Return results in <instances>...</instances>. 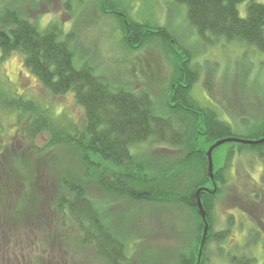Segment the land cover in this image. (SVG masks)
<instances>
[{"label":"rangeland","instance_id":"rangeland-1","mask_svg":"<svg viewBox=\"0 0 264 264\" xmlns=\"http://www.w3.org/2000/svg\"><path fill=\"white\" fill-rule=\"evenodd\" d=\"M100 1L0 0V8L15 9L40 29L50 24L57 26L73 50L76 67L87 62L95 75L106 76L114 87L123 83L133 91L145 89L157 102L167 96L177 56H181L179 52L184 48L197 73L191 94L200 105L213 108L233 127L234 133L243 131L241 119L252 123L263 117V53L222 39L202 41L188 26L185 6L172 0H114L123 9L119 14L124 11L138 22L165 26L174 37L172 48L154 39L138 48L133 44L132 49L122 42L118 16L110 13V8L106 9L108 14H103ZM249 1L264 3L245 0L238 5L241 16L245 15ZM83 124V110L71 93L52 95L23 67L19 54L7 59L0 56V138L12 141L16 151L30 143L33 149V154L26 153L21 158L30 160L31 172L15 168L33 182L26 199L21 194V183L17 182L16 197L22 200L18 204H49L58 182L64 178L82 185L102 212L104 224L127 237L124 264H173L179 255L194 252L197 246L191 234L194 223L187 211L172 204L134 203L103 191L98 178L124 173V167L102 162L92 155L89 166L83 164L82 152L69 138L81 131ZM204 148L206 152L209 145ZM237 148V143H224L212 152L215 171L224 166L228 151H233L223 172L225 184H217L220 194L214 200L212 230H224L229 224V214L234 223L222 242L207 244V264H230L228 259L232 255L264 264V186L259 185L262 163L255 153L238 152ZM131 150L135 162L158 186L166 175L175 176L179 172L177 181H164L163 185L167 190L185 191V181L191 180L192 169L187 172L178 165L184 158L182 152L149 143ZM93 163L99 165L98 169ZM183 176L188 177L184 180ZM46 207L31 215L32 222L17 231V236L24 235V240L27 237L24 246L32 252L33 264H107L96 255L93 245L81 243L78 228L65 215L61 217Z\"/></svg>","mask_w":264,"mask_h":264},{"label":"trees","instance_id":"trees-1","mask_svg":"<svg viewBox=\"0 0 264 264\" xmlns=\"http://www.w3.org/2000/svg\"><path fill=\"white\" fill-rule=\"evenodd\" d=\"M244 1L172 0L177 5L185 6L188 26L202 41L210 43L212 39H222L243 44L264 54V3L247 2L245 15L241 16L238 5ZM100 6L103 14H108L106 9L110 8V13L118 16L125 46L132 47L135 44L138 48L159 39L172 48L171 40L174 37L165 26L138 22L124 11L119 14L123 9H119V3L114 0H101ZM14 53L20 55L23 67L38 79L44 89L54 96L71 93L76 105L83 110L84 124L81 131H74L69 137L82 152L83 164L89 166V157L92 155L102 162L124 167V173L107 177L101 175L98 178L97 183L105 193L134 203L172 204L188 212L194 223L191 234L196 238L197 246L194 252L179 255L173 264H196L203 222L198 214L195 192L199 188L207 189L199 193L208 224L199 264H207V244L210 241L222 242L228 234L229 226L234 223L233 216L229 214V224L224 230H212L215 222L214 200L220 194L217 184H225L223 172L233 156V151H228L224 166L213 171V186L207 175L204 146L210 147L217 140L228 137L245 140L263 138L264 115L252 123L241 119L239 124L243 131L234 133L233 127L221 119L213 108L200 105L191 94L197 81V73L190 65V56L184 48L179 52L181 56H177L168 94L157 102L145 89L129 90L123 83L114 87L106 76L95 75L87 62L76 67L73 50L57 26L50 24L40 29L34 21L15 9L0 8V56L7 59ZM143 143L168 146L184 154L178 165L187 172L192 169L191 180L185 181V191L180 192L176 188L167 190L163 185L164 181H177L179 175L181 176L179 172L173 174L175 176L166 175L159 183L161 186H158L154 178H149L141 170L131 149ZM30 144L29 150L33 154ZM237 145L238 152L247 150L260 159L262 171L259 185L264 186V143ZM19 154L22 155L18 152L2 154L0 171L5 173L3 180L6 186L9 184L10 187H16L17 182L21 183V194L26 199L28 188L30 192L33 189V182H30L28 175L22 176L15 168L17 166L20 172L21 169L31 172L32 164H29L28 158L22 160L24 156L19 157ZM97 166L99 165L93 163L94 168L98 169ZM56 190L55 196L50 200L52 209L56 210L51 211L61 217L65 215L78 228L81 243L93 245L100 259L107 264H124L127 260V237L104 224L102 212L88 197L84 187L63 178L58 182ZM19 200L15 196V202L18 203ZM33 211H18L17 218L29 219L33 217L31 215L39 212L35 208ZM228 261L230 264L257 263L249 257L235 255L229 256Z\"/></svg>","mask_w":264,"mask_h":264},{"label":"flooded vegetation","instance_id":"flooded-vegetation-1","mask_svg":"<svg viewBox=\"0 0 264 264\" xmlns=\"http://www.w3.org/2000/svg\"><path fill=\"white\" fill-rule=\"evenodd\" d=\"M1 137V135H0ZM0 144V157L2 154L8 152L16 153L18 150L21 151L22 156L25 157L26 153L31 154L29 146L26 148H17V151L12 145V141H3ZM4 150V152H3ZM2 153V154H1ZM6 177L5 173L0 171V264H21L20 260H23L22 264H33V255L31 251L25 250L24 244L27 239H23L24 236L18 235L17 231L21 228L27 227L32 219H20L17 218L18 211L31 212L34 210H44L46 207L49 210L52 209L51 204L47 205H22L15 202V187H8L4 183L3 178ZM6 188H9L8 190ZM56 210V209H55ZM24 240V241H23ZM30 259L28 263L26 260ZM46 264V263H43Z\"/></svg>","mask_w":264,"mask_h":264},{"label":"water","instance_id":"water-1","mask_svg":"<svg viewBox=\"0 0 264 264\" xmlns=\"http://www.w3.org/2000/svg\"><path fill=\"white\" fill-rule=\"evenodd\" d=\"M224 143H238V144H245V145H259L264 143V137L258 140H245V139H240V138H235V137H228V138H224L221 140H217L216 142H214L206 151L205 155L207 158V175L209 180L213 183L214 186V179H213V163H212V152L215 148H217L218 146L224 144ZM215 188V187H214ZM202 190H207V189H203V188H199L198 190H196L195 192V202H196V206L198 209V214L203 222V230H202V235H201V240H200V245H199V249H198V254H197V260H196V264H199L200 262V258H201V254H202V248H203V244L205 242V238L207 235V231H208V224L206 221V211L203 208L199 193ZM215 190V189H214Z\"/></svg>","mask_w":264,"mask_h":264}]
</instances>
